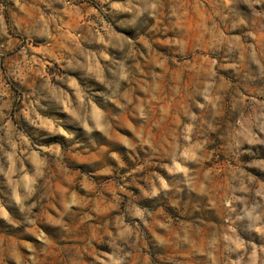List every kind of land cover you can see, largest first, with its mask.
I'll return each mask as SVG.
<instances>
[{"label": "rangeland", "instance_id": "1", "mask_svg": "<svg viewBox=\"0 0 264 264\" xmlns=\"http://www.w3.org/2000/svg\"><path fill=\"white\" fill-rule=\"evenodd\" d=\"M0 264H264V0H0Z\"/></svg>", "mask_w": 264, "mask_h": 264}]
</instances>
